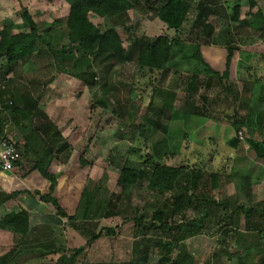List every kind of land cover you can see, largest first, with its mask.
I'll list each match as a JSON object with an SVG mask.
<instances>
[{
  "label": "rangeland",
  "instance_id": "1",
  "mask_svg": "<svg viewBox=\"0 0 264 264\" xmlns=\"http://www.w3.org/2000/svg\"><path fill=\"white\" fill-rule=\"evenodd\" d=\"M198 1L193 0L194 6ZM208 1L217 9L209 22L220 29L213 41H230L233 37H228L226 30L230 28L231 8L243 2L241 16L246 18L247 0ZM25 9L33 16L40 33L56 22L60 24L58 28H64L70 10L65 0H0V22L11 20L22 24ZM90 19L102 29L111 24L95 15ZM192 19L193 14L182 38L190 34ZM232 27V35L244 34L250 42L258 38L245 27L241 29L233 23ZM118 31L125 48L138 37L153 41L161 35L170 38L176 35L155 12L141 11L140 7L129 13V21L120 25ZM202 39L200 44L204 46L206 38ZM60 42L69 43L65 34ZM37 60L35 75L47 80L53 77V82L43 89L41 100V106H48L46 113L57 127L58 140L52 147L56 151L67 147L60 155L65 159L69 154V161L77 151H85L92 164L87 186L90 190L99 187L105 200L110 199L111 214L79 221L77 226L64 219L56 224L60 228L57 236L61 252L45 257L28 255L20 264H58L61 256L79 247H84V251L75 264H158L164 258L163 264H264L263 248H257L264 235V216L258 214L264 213V162L257 161L247 143L248 139L264 142V82L253 79L257 86L245 85L236 93L232 83L216 77L172 70L162 78L160 71L141 70L133 62L114 65L96 62L90 74L80 78L60 72L46 58ZM4 64L0 62V66ZM27 69V64L17 66L22 75ZM255 76L262 77L260 73ZM3 90L0 89V107L4 105L3 99H8ZM162 108L171 115L170 119L162 117L167 131L157 130L149 139V146H140L139 124L150 125V118L155 119V112ZM4 118L7 137L22 141V131L11 116L4 114ZM138 146L143 154H154L158 147V160L182 167L184 174L172 191L149 189L150 167L144 168L138 185L119 184L121 165L130 149ZM257 163L261 165L259 170ZM215 173L217 187L213 184ZM59 179L61 182L65 179L63 174ZM191 195L196 199L189 201ZM207 198L220 203V207L206 206L208 214L204 215V205L196 204V200L202 202ZM239 206L243 210L234 213ZM158 208L165 211L169 231L135 226L142 216L151 223ZM251 208L253 213L247 216L245 212ZM9 211L10 206L0 212V217ZM193 220L202 222L198 232L197 224L192 231L182 227ZM105 228L114 229L115 235L104 233L90 240ZM18 241L11 231L0 232V258ZM238 249L245 253L236 254Z\"/></svg>",
  "mask_w": 264,
  "mask_h": 264
},
{
  "label": "trees",
  "instance_id": "2",
  "mask_svg": "<svg viewBox=\"0 0 264 264\" xmlns=\"http://www.w3.org/2000/svg\"><path fill=\"white\" fill-rule=\"evenodd\" d=\"M65 1L69 4L70 10L64 28H58L57 25L60 24L56 22L40 33L39 26L28 9L24 11L22 24H15L11 20L0 22V62L5 63L4 66H0V89H4V95L8 96V99H3L4 105L0 107V137H7L4 132V114H9L15 126L22 131V141L15 142L22 151V157L10 172L21 167L22 161L26 159L28 166L21 167L25 171L24 176L37 170L48 182L46 191L7 192L0 188V206L16 199L21 193L28 194L44 203H50L56 215L66 219L68 224L77 226L79 221L87 222L110 215L111 201L105 200L104 193H101L99 187L94 190L88 188L87 181L92 164L82 150L77 151L71 160L70 167L63 170L67 179L58 190V175L51 169L56 162L68 163L70 155H65L64 159L60 154L67 147H61L57 151L52 147L58 140L57 127L41 106V100L43 89L53 82V77L47 80L35 75L34 66L37 59L46 58L51 65L54 64L60 69V72H69L74 77L80 78H85L96 62L109 63V65L133 62L138 69H146L150 72L160 71L162 78L173 70L191 73L194 76L216 77L223 81L229 74L234 49L230 45L227 46V70L222 76L205 62L200 40L206 38V44H217V41H213L216 28L209 22L210 16L217 13V9L208 0H200L195 6L193 0H138L135 3L130 0ZM215 1L218 3L217 0ZM248 3L250 9H254L257 5L255 0H248ZM136 7H140L141 11L155 12L156 17L166 24L168 30H175V37L161 35L153 41L138 37L129 48H125L118 27L126 25L129 21V13ZM191 14L193 19L190 24V34L182 38ZM91 15L104 18L108 24L109 22L111 24L102 29L91 21ZM231 20L241 24L242 27L264 34V14L261 10L255 13L250 12V18L240 20V4H236L233 7ZM25 28L28 30L25 31ZM63 34L66 35L69 43L60 42ZM20 64L28 65V71L24 75L17 71V66ZM69 67L71 68L68 69ZM91 83L93 84L92 81ZM165 112L167 113V110L164 108L155 112V119L149 120L150 125L144 122L139 124L140 146L142 144L145 147L149 146V139L157 130L167 131L162 117L166 115V118L170 119L171 115ZM247 143L255 152L256 159L264 162V142L248 139ZM155 150L154 154H143V149L139 146L130 149L121 165L119 184L138 185L143 177L144 168L150 167L149 189L155 192L172 191L179 183V177L184 174L183 169L181 166L167 165L163 160H158L157 155L160 149L156 147ZM30 154L32 157H29ZM134 154L139 157H133ZM217 181L218 174L215 173L213 174L215 187H217ZM187 191L188 187H185L186 194ZM191 196L189 201L196 199L193 195ZM67 199L70 201L68 202ZM196 204L204 205V215L208 214L206 206L220 207V203L208 198L202 202L196 200ZM222 207L225 208V204ZM242 210L243 207L239 206L234 213H240ZM253 210L251 208L245 214L250 216ZM258 214L264 216L262 212ZM203 216L201 221L205 217ZM165 219V211L163 208H158L151 216V223H147L146 218L142 216L136 220L135 226L142 227L144 230L150 227L169 231L171 227ZM201 221H188L182 227L192 231L195 228L194 224H197L198 232L202 227ZM5 227H11L16 233L21 234L22 238L15 248L0 258V264H20L28 259V255L45 257L59 254L62 250L56 247V239L50 226L30 227L29 213L24 209L2 216L0 230ZM104 233L114 236L115 230L105 228L98 235H93L90 240H96ZM183 238L185 236H182ZM260 243L261 245L257 248L261 247L264 251V235L260 237ZM83 251L84 247L73 249L70 254L61 256L58 264H75ZM235 252L240 255L245 253L242 249ZM165 259H161L158 264H163Z\"/></svg>",
  "mask_w": 264,
  "mask_h": 264
},
{
  "label": "crops",
  "instance_id": "3",
  "mask_svg": "<svg viewBox=\"0 0 264 264\" xmlns=\"http://www.w3.org/2000/svg\"><path fill=\"white\" fill-rule=\"evenodd\" d=\"M221 1L223 3V1L225 0H221ZM255 1L257 4L256 7L254 9H250L247 0L248 8H249L248 9L249 16H247L246 18H243L241 16L243 2L238 3L240 4V20L250 18V12L255 13L258 10H261L264 14V0H255ZM230 2H233V0H231ZM234 6H232L231 8V15L233 14ZM232 23L235 24L237 27L239 26L241 27V29L242 28L244 29V27H242L241 24L230 20L229 23L230 28L228 27L229 29H227L226 32L228 37H233V38L231 39L229 38L230 41L227 42L217 41V44L210 43L202 46V54L205 62L208 63V65L214 71L218 72L220 76H222L227 70V56H228L227 46L230 45L231 47H233L234 52L229 67V74L227 78H224V82L228 81V84L232 83V87L234 86V88L236 89L235 92L239 93L242 91L239 88L245 85L253 86L254 80L264 82V72L261 73L262 70L264 71L263 69L264 68V34L245 27V29L248 32H252V33L254 32L255 35L258 37L256 41H251V42L247 41V38L244 37V34L240 33L239 34L241 35L240 38L239 35H232L231 32V30L233 29ZM247 31H245L244 33H246ZM219 33H220V29L216 28V34ZM259 73L262 76L260 79L256 78L255 76V74H259ZM254 86H257V84ZM44 104L45 102L43 103V105ZM47 107H48L47 105L43 106V109L47 111L48 110ZM29 157H32V155L31 156L29 155ZM257 161L260 162L259 160ZM26 162L28 163L26 159L23 160L21 167L28 166ZM70 164H71V160L66 164L61 162H56L51 169L54 173L58 175V182H59L58 190L64 185L67 179V176L63 170L65 168L70 167ZM257 164H258L257 170H259L261 165L259 163ZM21 167H19L14 172L0 173V188H2L7 192L24 191V190L46 191L48 182L40 175V173L37 170H33L32 172L24 176L25 171L24 169L22 170ZM62 174L65 177V179L62 180L61 182V179L59 178ZM67 201L69 202L70 199H67ZM8 206H10L9 212L12 211L20 212L23 209L26 210L29 213V224L31 228L42 225L50 226L51 230L53 231V235L56 239V247L61 248L58 245L59 239L57 236V233L60 232L59 231L60 228H58L56 224L60 223L61 221H64V219L56 215V213L52 211V205L50 203H44L37 198L31 197L28 194L21 193L16 199H12L7 203L3 204L2 206H0V212L4 211L5 208H7ZM9 212L2 213V216L8 214ZM4 231H11L19 239V241L22 238V235L16 233L11 227H5L4 229L0 230V232H4Z\"/></svg>",
  "mask_w": 264,
  "mask_h": 264
},
{
  "label": "built area",
  "instance_id": "4",
  "mask_svg": "<svg viewBox=\"0 0 264 264\" xmlns=\"http://www.w3.org/2000/svg\"><path fill=\"white\" fill-rule=\"evenodd\" d=\"M22 157V151L15 141L6 136L0 137V173L13 171Z\"/></svg>",
  "mask_w": 264,
  "mask_h": 264
}]
</instances>
